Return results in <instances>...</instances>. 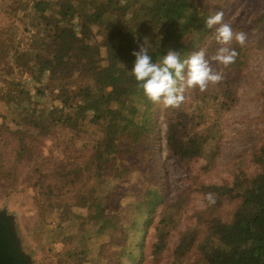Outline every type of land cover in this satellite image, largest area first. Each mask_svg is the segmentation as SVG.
I'll use <instances>...</instances> for the list:
<instances>
[{
	"label": "trees",
	"instance_id": "obj_1",
	"mask_svg": "<svg viewBox=\"0 0 264 264\" xmlns=\"http://www.w3.org/2000/svg\"><path fill=\"white\" fill-rule=\"evenodd\" d=\"M210 1H10L15 25L5 35L14 40L0 38V56L5 62L11 59L13 65L5 70L0 94V185L21 184L31 193L42 220L56 209L60 222L77 221L62 228L58 222L61 230L52 238L59 244L57 264L87 261L85 251L71 246L84 233L87 239L109 233V239L116 241L115 256L92 264H138L144 254L140 227L153 229L150 254L154 257L165 248L169 231L178 227L191 189L180 190L172 198L167 195L164 164L156 157L157 104L130 75L132 53L139 50L143 38L150 42L147 48L153 62H159L168 50L179 52L182 60L200 48L212 55L220 45L214 29L205 26V18L220 10L222 0H213L211 9ZM246 19L224 16L234 33L247 34L246 43L259 42L264 0ZM244 22L250 24L247 31ZM161 23L164 27L159 32ZM30 29L31 40L21 46L24 38L17 36H26ZM193 33L197 39L189 45L185 39ZM228 46L238 52L235 63L227 67L212 63L223 79L203 92L191 88L183 107L163 112L167 158L189 164L203 156L205 170L214 165L220 129L218 119L208 118V112L215 100L219 110L235 101L238 71L246 58V48L235 40ZM14 66L19 80L28 74L44 83L38 87L20 84L11 76ZM93 126L96 136L88 137L87 130ZM125 134L132 137V147L123 145ZM47 139L56 142L45 156ZM64 143L73 144L72 155L65 153ZM244 161L246 165L234 166L229 180L196 183L203 191V206L192 211L194 224L180 231L169 264H188L185 257L194 250L200 255L199 264H264V140L252 147ZM132 177L144 186L141 192H130L132 200L127 195L123 214V203L101 212L88 211L94 199L101 201L111 193L103 190L109 179ZM129 215L131 219L125 221ZM92 222L98 228L88 232L86 225ZM130 225L135 226L133 239Z\"/></svg>",
	"mask_w": 264,
	"mask_h": 264
},
{
	"label": "rangeland",
	"instance_id": "obj_2",
	"mask_svg": "<svg viewBox=\"0 0 264 264\" xmlns=\"http://www.w3.org/2000/svg\"><path fill=\"white\" fill-rule=\"evenodd\" d=\"M10 1L2 0L0 3V38L6 37V41L8 42H12L14 38L5 35L6 31L15 25V20L12 19L13 17L10 13L12 11L11 7H9L12 4ZM213 3V0L209 2L210 9ZM259 3L260 0H222L218 4L219 9L223 10L224 16L226 15L232 19L237 15H241V17L247 18V21L251 19V14ZM29 10L28 5L27 11L29 12ZM243 25L246 31L250 29V24L247 22H244ZM158 27V31L161 32L164 26L161 23ZM260 32L259 42L254 40L247 41L243 45L246 48V58L245 63L238 71L235 101L232 104H226V107L222 110L217 109L219 106L216 100L211 102V104L215 103V105L214 108L209 109L208 118L216 117L218 119V128L220 129L216 137L214 149L218 153L214 156L212 168L209 170L204 169L207 165H205L206 159L203 156L195 158L196 160H192L189 164H181L174 158H167L166 152L163 149L165 143L164 132L166 130L163 122V112L166 108L163 105L157 104L154 112V123L157 124L158 128L156 157H160L164 164V176L168 189L167 195L169 198H172L180 190L191 189V191L186 207L180 214L178 227L169 231L165 241V248L156 257L150 254V245L154 241V237L152 236L153 229H146L145 226L140 227L143 232L141 248L144 254L142 259H138V264H169L172 259L171 252L178 241L180 231L194 224L195 218L192 215V211L195 208L203 206V191L200 188L198 189L196 183L219 182L222 179L229 180L232 177L231 170L234 166L239 163L246 165L247 162L244 159L249 151L264 140V28ZM156 35H159V33ZM154 39L157 40V37H154ZM196 39L197 37L193 33V35L186 37L185 41L191 45ZM143 44L145 47H148L150 42L141 38L139 47ZM7 46L6 51L9 54L11 48L10 45ZM9 65H12L11 59L5 62L0 56V94L3 91L2 78ZM11 76L16 81L19 80V69L15 66L11 71ZM22 76L25 79L19 80L20 84L25 83L29 87H38L44 83V81H40L28 74H23ZM188 90H191V88L186 89L184 96ZM186 99L189 100L188 97L184 100ZM180 107H183V104H180ZM94 127H90L87 130L88 137L96 136ZM123 137V145H128L129 147L134 145L131 136L125 134ZM53 142H56V139L54 141L45 140L43 147L45 156L50 154ZM62 145L65 146V153L67 155L73 154L72 143H67L66 145L64 143ZM58 148L60 149V147ZM46 162L50 163L51 158L47 159ZM126 163L130 164V161L127 160ZM134 163L139 162L135 161ZM248 167L250 170L255 168L251 164ZM133 173L135 174V172ZM134 179V177L131 179H109L103 190L110 191L111 193L104 196L101 201L94 199L88 211L101 212L106 209H114L123 203L121 210V214H123L126 211L127 195L132 200L133 195L130 192L134 190L141 192L143 190L144 185ZM3 200L5 201L3 202ZM0 206H7L14 211L20 208L23 211V213H19L18 215V229L24 235V246L33 253L37 264H57L59 262L56 256L59 244L53 241L52 238L66 224L75 226L77 224L75 219L67 218L63 222H60L59 212L55 209L49 214H44V220H42L37 213L38 211L31 193L26 189L24 190L21 184L0 185ZM155 218L158 219L157 215H155ZM129 219H131L130 215L125 221ZM58 222L62 223L61 228ZM97 228L98 226L92 222L88 223L85 229L88 232H94ZM130 229V236L133 239L135 226L130 225ZM75 233L79 234L78 232ZM86 235V233L79 235L78 241L74 240L71 244L72 249L85 251L84 256H86L87 261H84L83 264H92L95 260L102 262L108 257L115 256L117 252L116 241L109 239V233H99L97 234L98 236L89 239L86 238ZM101 244L104 246L101 247ZM185 260L188 264H199L200 255L194 250L185 257Z\"/></svg>",
	"mask_w": 264,
	"mask_h": 264
},
{
	"label": "clouds",
	"instance_id": "obj_3",
	"mask_svg": "<svg viewBox=\"0 0 264 264\" xmlns=\"http://www.w3.org/2000/svg\"><path fill=\"white\" fill-rule=\"evenodd\" d=\"M205 26L214 29L215 41L220 45L210 56L200 48L182 60L179 52L168 50L159 62H153L144 44L138 51H133L135 60L130 75L137 81V88L151 102L165 108L179 107L185 99L186 89L198 88L203 92L209 84L215 85L223 79L220 72L214 71L213 62L225 67L235 63L238 52L228 45L233 40L241 46L245 45L247 34L243 31L234 33L231 24L224 21L223 10L207 16Z\"/></svg>",
	"mask_w": 264,
	"mask_h": 264
},
{
	"label": "water",
	"instance_id": "obj_4",
	"mask_svg": "<svg viewBox=\"0 0 264 264\" xmlns=\"http://www.w3.org/2000/svg\"><path fill=\"white\" fill-rule=\"evenodd\" d=\"M19 213H23L20 208L14 211L0 206V264H37L33 253L24 246V235L18 229Z\"/></svg>",
	"mask_w": 264,
	"mask_h": 264
},
{
	"label": "built area",
	"instance_id": "obj_5",
	"mask_svg": "<svg viewBox=\"0 0 264 264\" xmlns=\"http://www.w3.org/2000/svg\"><path fill=\"white\" fill-rule=\"evenodd\" d=\"M32 33H33V30H29L26 32V36H17L18 39H21L22 37L24 38V39H22V41L20 43L21 46H26L28 44L27 42L30 41L32 38L31 37Z\"/></svg>",
	"mask_w": 264,
	"mask_h": 264
}]
</instances>
